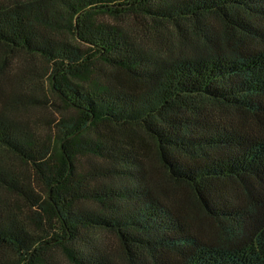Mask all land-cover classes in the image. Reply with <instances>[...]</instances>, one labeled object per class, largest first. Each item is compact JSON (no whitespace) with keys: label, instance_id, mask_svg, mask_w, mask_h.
I'll use <instances>...</instances> for the list:
<instances>
[{"label":"trees","instance_id":"1","mask_svg":"<svg viewBox=\"0 0 264 264\" xmlns=\"http://www.w3.org/2000/svg\"><path fill=\"white\" fill-rule=\"evenodd\" d=\"M139 19L227 51H146ZM49 73L46 134L17 112ZM0 264H264V0H0Z\"/></svg>","mask_w":264,"mask_h":264},{"label":"rangeland","instance_id":"2","mask_svg":"<svg viewBox=\"0 0 264 264\" xmlns=\"http://www.w3.org/2000/svg\"><path fill=\"white\" fill-rule=\"evenodd\" d=\"M210 22L211 19H210ZM216 22V21H215ZM122 25L125 26L124 23ZM216 29V24L214 25ZM218 28V26H217ZM191 29V23L189 21L181 23V31L178 33L177 28L174 24L171 23H163L160 26H157L152 19H139L132 21V31L134 34H138V40L144 47L146 51H155L159 50L163 55L168 56H178V55H190V54H206L208 52L209 43L206 42L207 39L210 41H215L212 45L213 48L219 51H227L226 49L220 46V28L219 31L217 29V33L219 34H207V37L195 36L190 34L187 30ZM214 35L217 37H214ZM205 42V43H204ZM7 56L9 60L12 62V68L14 67H22V65H26L27 67L33 70H39L44 67V64L37 56H26L18 51L7 52ZM10 66L8 69L4 71L6 73L8 70L12 69ZM18 71V70H17ZM17 71L12 69L8 74L11 75L10 79L13 84H16L15 80L18 79L19 75ZM13 76L14 79H13ZM49 75L44 80H40L37 78L36 80H32L29 82V85L33 87V89L40 94H44L47 99H51L46 107L43 106H33L22 110L21 112H17L20 117H25L27 119L35 120L36 122H41V129L43 133L48 134L50 124L54 120V116L56 115V107L54 108L52 103L60 102L54 96L50 95L49 90ZM143 138L146 140L148 146H150V141L144 135ZM152 149V148H151ZM153 150V149H152ZM154 151V150H153ZM156 166L157 163L154 162ZM156 175L160 180L161 184L166 186V188H170L172 191L174 198V207L177 206L176 202H181V199L186 201L187 209L189 210L190 217L193 220V225L198 231V234L205 240H217L220 239L217 225L215 222L206 218L201 210H195L193 206L190 208L189 198L192 195L188 188L183 183L174 184L172 183L167 175L158 167L155 168ZM197 206V205H196ZM6 257L11 258V253H6Z\"/></svg>","mask_w":264,"mask_h":264}]
</instances>
